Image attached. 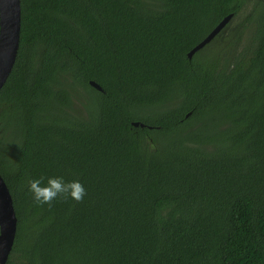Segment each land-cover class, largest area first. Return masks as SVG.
Instances as JSON below:
<instances>
[{
	"label": "trees",
	"instance_id": "trees-1",
	"mask_svg": "<svg viewBox=\"0 0 264 264\" xmlns=\"http://www.w3.org/2000/svg\"><path fill=\"white\" fill-rule=\"evenodd\" d=\"M20 7L0 89L5 264H264V0ZM55 175L84 199L34 202L28 179Z\"/></svg>",
	"mask_w": 264,
	"mask_h": 264
},
{
	"label": "water",
	"instance_id": "water-1",
	"mask_svg": "<svg viewBox=\"0 0 264 264\" xmlns=\"http://www.w3.org/2000/svg\"><path fill=\"white\" fill-rule=\"evenodd\" d=\"M232 14L224 16L219 23L197 43L187 57L209 43L215 35L226 25ZM20 0H0V89L8 78L17 54L20 26ZM89 84L99 90L101 87L93 80ZM134 126H144L139 121L131 123ZM17 217L10 191L0 174V264H5L11 252L16 233Z\"/></svg>",
	"mask_w": 264,
	"mask_h": 264
},
{
	"label": "clouds",
	"instance_id": "clouds-1",
	"mask_svg": "<svg viewBox=\"0 0 264 264\" xmlns=\"http://www.w3.org/2000/svg\"><path fill=\"white\" fill-rule=\"evenodd\" d=\"M27 188L33 201L41 205L51 204L58 197L81 201L86 195V189L80 180H68L62 175L30 177Z\"/></svg>",
	"mask_w": 264,
	"mask_h": 264
}]
</instances>
